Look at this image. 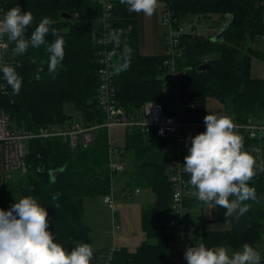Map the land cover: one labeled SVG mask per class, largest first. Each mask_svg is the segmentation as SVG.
<instances>
[{
	"label": "trees",
	"instance_id": "1",
	"mask_svg": "<svg viewBox=\"0 0 264 264\" xmlns=\"http://www.w3.org/2000/svg\"><path fill=\"white\" fill-rule=\"evenodd\" d=\"M164 3L171 10L174 28L189 15L203 17L204 21L208 16L216 15V23L231 15L220 41H213L211 36L195 30L178 35L172 59L178 71L179 97L195 96L202 102L199 109L189 112L188 119L204 122L203 102L206 98H214L221 104L223 114L234 116L236 122L250 116L264 120V79L250 78L248 72L251 56L258 54L251 45L264 35V0H164ZM17 5L22 11L33 13L34 21L26 29L29 37L43 18L53 20L51 27L64 38L65 55L57 71L49 73L50 54L46 47L54 40L51 33L39 48L29 46L22 55L13 54L14 44L5 36L9 52L19 61L14 68L22 78L19 93L8 89L6 95H0V107L8 115L10 124L36 130L49 123L63 125L66 120L69 123L75 118L64 115L65 102L73 104L83 124L101 122L104 116L96 103L100 67L97 58L98 51L103 48L113 52L111 98L125 114L137 113L146 101L167 100L162 80L166 67L163 61L168 56L143 55L138 51L135 12H129L128 6L120 0H113L107 24L101 20V7L96 0H4V14ZM61 12L71 17H61ZM105 31L115 32L116 46L99 44ZM126 46L132 49L130 66L118 70L124 62L122 54ZM203 63L208 67L198 69ZM34 72L38 73L37 78H34ZM202 131L203 126H199L198 132ZM242 137L244 148L255 156L250 148L252 141ZM108 146L104 128L97 129L93 141L84 148H70L59 138L28 140L24 155L26 170L24 173L12 171L11 178L1 183L0 208L8 210L16 200L32 195L47 208L49 230L57 242L69 249L89 243V230L82 221V202L84 197L110 192L112 175L106 167ZM161 146L162 141L147 138L138 128L125 130L119 151L123 160L128 161L126 185L146 187L155 198L141 211L144 240L133 251L112 250L109 264H172L166 245L169 237L163 233L164 221L169 217L171 186L165 164L159 160ZM51 170L58 172L51 177ZM183 177L189 182L188 173L184 172ZM249 184L255 187L259 203L245 201L249 210L239 219L235 215L225 217L226 210L215 207L214 221L226 224V227L206 229L205 219L199 217V227L189 240L193 242L197 235L199 243L225 246L230 254L242 250L245 243L256 248L264 235V172L257 171ZM57 193L59 199L53 201L52 196ZM195 203L202 204L195 196H190L183 201V206L187 210ZM172 233L176 235V230ZM263 260L264 254L261 262Z\"/></svg>",
	"mask_w": 264,
	"mask_h": 264
},
{
	"label": "clouds",
	"instance_id": "2",
	"mask_svg": "<svg viewBox=\"0 0 264 264\" xmlns=\"http://www.w3.org/2000/svg\"><path fill=\"white\" fill-rule=\"evenodd\" d=\"M129 12L154 14L158 0H120ZM31 11H22L17 5L9 9L0 19V37L14 44V55L24 54L29 46L39 48L51 33L54 40L47 45L49 73H55L64 59V38L51 25L50 18H43L35 30L26 34L33 23ZM132 49L125 47L123 64L118 70L130 66ZM4 79L19 93L22 78L12 66L0 68ZM206 129L191 137L185 156L184 171L190 175L189 183L195 188V197L210 208L219 207L226 211L225 217L239 219L249 210L245 201L259 200L255 187L249 182L264 172L258 168L257 158L244 148L243 137L238 133L234 116L210 113L204 117ZM59 199L54 194L52 200ZM48 211L32 195L19 199L8 209L0 208V264H91L94 250L91 244L81 243L71 249L54 239L49 230ZM188 264H261V254L251 244L245 243L242 250L229 253L225 246L207 247L204 243L189 246L185 252Z\"/></svg>",
	"mask_w": 264,
	"mask_h": 264
},
{
	"label": "built area",
	"instance_id": "3",
	"mask_svg": "<svg viewBox=\"0 0 264 264\" xmlns=\"http://www.w3.org/2000/svg\"><path fill=\"white\" fill-rule=\"evenodd\" d=\"M101 7V20L104 24L109 23L113 9V0H96ZM4 16L2 2L0 1V19ZM162 23L166 26L164 34L165 48L164 54L168 56L163 61L166 66L163 72L162 90L167 97L165 102L149 100L143 103L137 113L125 114L123 110L116 106L111 98L112 86L110 61L112 50L103 48L98 51V95L96 99L99 112L103 115L101 122L95 121L92 124L80 125L75 119H71L67 128L60 124H45L36 130H27L10 124L8 115L0 107V156L1 167L4 172L19 171L25 172L26 165L24 155L26 143L30 139L63 138L70 148L86 147L93 141L94 133L99 128H104L106 134L112 127L125 129L138 128L147 138L155 141H165L171 139V149H175L174 155L165 163L168 180L171 186V201L169 205V217L164 221L163 233L169 237L167 240V251L172 264H180L185 259V252L189 246H195L189 240L187 230V210L183 206V201L190 197V188L184 176V161L187 155L185 149L191 144V137L195 134L190 127L199 128L206 125L198 120H190L189 112L201 107L202 102L195 96L191 98H181L180 83L177 79L178 71L173 63V55L176 51L178 35L188 31H194L193 25L197 19L187 23H179L174 28L172 26L171 10L166 4L162 8ZM6 36V35H5ZM5 36L0 37V68L3 66L16 67L19 61L16 60L5 40ZM103 46H116L117 39L115 32L105 31L98 40ZM34 78L38 73L34 72ZM8 89L12 87L4 79L3 72L0 71V95H6ZM234 123L241 136L252 141L251 150L255 152L258 168L264 166V120L256 117H247L242 122ZM108 137V135H107ZM109 142V141H108ZM106 167L110 175L121 172L125 167V162L120 155L119 147L108 146V160ZM131 189L123 188L122 194L128 195ZM137 188L133 192L136 193ZM103 201L111 203L110 194L103 195ZM173 230L176 235L172 236ZM114 250V249H113ZM112 256V249L105 251L101 257V264H109ZM264 264V260H263Z\"/></svg>",
	"mask_w": 264,
	"mask_h": 264
},
{
	"label": "crops",
	"instance_id": "4",
	"mask_svg": "<svg viewBox=\"0 0 264 264\" xmlns=\"http://www.w3.org/2000/svg\"><path fill=\"white\" fill-rule=\"evenodd\" d=\"M164 6V0H158V7L153 15L146 16L143 13H135L138 44L137 48L143 55L164 54V34L166 33V26L162 23L161 16L162 8ZM196 17L197 16L189 15L183 19L182 23L191 22ZM197 19L198 20H196L195 23L202 20L203 17L198 16ZM216 20H218V16L216 15H210L205 21L202 20L200 23V25H202V32L199 34L213 36L217 32L218 27L225 21L216 23ZM195 23L193 25V29L197 33V26L199 24L195 25ZM262 23L264 25V10L262 11ZM157 27H159L160 32H157ZM145 28L148 30L147 35L145 34ZM161 28H163L162 31ZM142 43L148 45L141 47ZM251 47L256 50L258 54L251 56L249 60V76L250 78L264 79V35H261L258 42L253 43ZM122 129L125 133L126 129ZM196 129V134H198V128ZM167 141L171 142V139H168ZM163 144L164 141H162V145ZM170 144H167L168 149H171ZM122 145L123 143L116 147L120 148ZM128 168V165H126L121 172L112 175V177L115 176L117 181V192L115 194L113 193L114 190L112 188L110 189V204L103 201V196H89L84 197L83 199L82 221L89 230V244L92 245L94 250L91 264H101L102 254L110 249L125 248L127 251H133L145 238L141 227V211L143 207H146V205H151L155 197L154 194L147 188L144 189L147 190L146 193L142 190L144 192L143 194H141L142 192L139 189L136 192L137 196L126 197L122 194L123 188H131V186L126 185V181L129 179L127 173ZM118 179L120 180L119 185ZM188 186L190 188V196L194 197V193L196 191L195 188H193L190 184ZM133 188H138V185ZM198 205V203H195L192 208H187V223H189L187 224V230L189 236L192 235L193 231L196 232V228L199 227V225L197 226L199 223V217L205 219L204 227L206 229H221L226 227V224L216 223L214 221V205L209 209L208 215H203L201 212L202 208L199 212V210L196 209V206ZM172 235L175 236V233H172ZM193 243L198 245L199 237H197V235L193 237ZM180 264H188V262L186 259H183Z\"/></svg>",
	"mask_w": 264,
	"mask_h": 264
},
{
	"label": "rangeland",
	"instance_id": "5",
	"mask_svg": "<svg viewBox=\"0 0 264 264\" xmlns=\"http://www.w3.org/2000/svg\"><path fill=\"white\" fill-rule=\"evenodd\" d=\"M0 1L3 2L4 0H0ZM201 22H202V20H200L199 22L195 23V25L196 24H199L197 26V33L202 32V25H200ZM162 30H163V28H161V31ZM157 32H160L159 27H157ZM145 34L146 35L148 34L147 28H145ZM145 45L147 46L148 44L142 43L141 44V47H143ZM62 111H63V113H64V115L66 117L75 118L76 121L80 125H83V122H82L79 114L75 111V109L73 107V104L71 102H65V103H63ZM203 111H204V116H206L208 114V111L210 113L223 114V110H222L221 104L216 99H214V98H206L204 100V102H203ZM63 126L65 128H67V126H68L67 120L65 121V123L63 124ZM190 129L196 135L197 129L194 128V127H190ZM107 135H108V141L110 142L111 145L120 146L123 143L124 130L122 128H120V127H112L111 129H109ZM54 138H58V137H54ZM59 139L60 140H63V141H66L63 138H59ZM171 142H172V140H171ZM171 142L165 140L164 141V144L158 150L159 160H162L164 164L175 153V149L174 148L173 149H168V147H167V144H170ZM189 147L190 146L186 147V149H185L186 153H188V148ZM124 162H125V166L128 165V163H127L128 161L127 162L124 161ZM20 173H24V172H20ZM11 176H12V173L11 172H4L3 168L1 167V156H0V185H1L2 182H7L11 178ZM186 183L188 185L190 184L187 181H186ZM119 184H120V180L118 179V185ZM116 185H117V181L115 179V176L114 177H111V179H110V186L114 190L113 193H115V194L117 192ZM133 187L134 186H131V188H130L131 190H130L129 194L126 195V197L135 196V195L137 196V194L133 192V190H134ZM137 189L138 190L139 189L141 190V192H142L141 194H143L144 192L145 193L147 192V190H144V189H146V187H142V186H139L138 185V188ZM142 190H144V192ZM196 207H197L196 209L199 210V212H200V209L202 208L201 212L203 213V215L204 214L205 215H208V212H209V209H210V206L208 204H202V205H198ZM256 248L260 252L261 258H262L263 254H264V235H263L262 239L259 241V243L256 245ZM261 264H263V262H261Z\"/></svg>",
	"mask_w": 264,
	"mask_h": 264
},
{
	"label": "water",
	"instance_id": "6",
	"mask_svg": "<svg viewBox=\"0 0 264 264\" xmlns=\"http://www.w3.org/2000/svg\"><path fill=\"white\" fill-rule=\"evenodd\" d=\"M60 16L64 17V18H70L71 17L70 14L65 13V12H61ZM230 19H231V15L230 14L226 15L225 21L218 27L217 32L213 36L210 37L211 40H213V41H220L221 40V38H222L221 32H222V30H224L228 26ZM207 67H208V64L203 63V64H200L197 68L198 69H205ZM57 172H58V170H51L50 171L51 177H53V175L56 174Z\"/></svg>",
	"mask_w": 264,
	"mask_h": 264
}]
</instances>
